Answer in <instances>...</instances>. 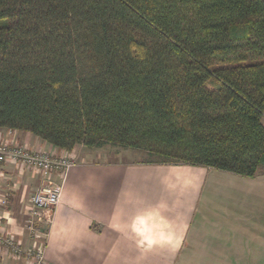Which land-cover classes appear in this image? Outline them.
<instances>
[{
	"label": "trees",
	"instance_id": "obj_1",
	"mask_svg": "<svg viewBox=\"0 0 264 264\" xmlns=\"http://www.w3.org/2000/svg\"><path fill=\"white\" fill-rule=\"evenodd\" d=\"M0 127L253 177L264 0H0Z\"/></svg>",
	"mask_w": 264,
	"mask_h": 264
},
{
	"label": "crops",
	"instance_id": "obj_2",
	"mask_svg": "<svg viewBox=\"0 0 264 264\" xmlns=\"http://www.w3.org/2000/svg\"><path fill=\"white\" fill-rule=\"evenodd\" d=\"M0 142L76 159L41 226L47 264H264V164L248 177L201 165L107 160L94 147L67 150L6 127ZM1 170L0 230L24 247L38 246L26 212L46 180L20 162ZM52 178L60 182L57 172ZM24 263L0 244V264Z\"/></svg>",
	"mask_w": 264,
	"mask_h": 264
},
{
	"label": "built area",
	"instance_id": "obj_3",
	"mask_svg": "<svg viewBox=\"0 0 264 264\" xmlns=\"http://www.w3.org/2000/svg\"><path fill=\"white\" fill-rule=\"evenodd\" d=\"M10 160L38 170L46 180L31 196L26 212L27 226L41 243L27 248L15 237L0 230V244L14 257L23 258L24 264H47L46 231L41 226L50 222L52 212L60 202L63 182L69 169L75 165L76 159L72 155L57 156L49 152L32 151L22 145L0 142V185L3 179L1 167ZM54 172L59 174L60 182L53 180ZM1 202L5 204L6 199ZM1 223L0 218V225Z\"/></svg>",
	"mask_w": 264,
	"mask_h": 264
},
{
	"label": "rangeland",
	"instance_id": "obj_4",
	"mask_svg": "<svg viewBox=\"0 0 264 264\" xmlns=\"http://www.w3.org/2000/svg\"><path fill=\"white\" fill-rule=\"evenodd\" d=\"M93 150H95L96 153L100 152V155L102 153L103 158L107 160H121L124 162L158 160L157 157L149 155L146 151L133 148H125L119 145L106 144L102 147H94Z\"/></svg>",
	"mask_w": 264,
	"mask_h": 264
}]
</instances>
